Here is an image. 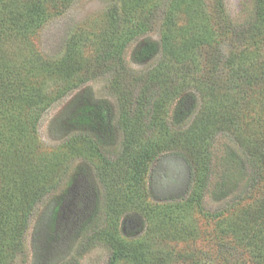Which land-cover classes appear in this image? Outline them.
I'll return each instance as SVG.
<instances>
[{
	"label": "trees",
	"instance_id": "trees-1",
	"mask_svg": "<svg viewBox=\"0 0 264 264\" xmlns=\"http://www.w3.org/2000/svg\"><path fill=\"white\" fill-rule=\"evenodd\" d=\"M146 3L147 0H121L112 4L107 14V30L100 34L101 38L90 56L94 69L107 68L109 61L117 67L111 80L121 92L117 97V128L123 134L120 150L116 154L110 152L103 141L94 135L109 131L112 117L108 107L84 105L78 110L75 120L90 129L93 136L90 141L103 161L102 170L112 166L113 154L117 158L114 164H119L122 169L124 167L120 182L126 183L123 189L127 190V196L136 193L131 191L132 186L138 182L148 162L171 148L181 152L191 167L194 163L198 168L197 202L207 191L212 178L213 189L221 195L233 189L235 191L243 184L237 199L215 215L213 255L217 264H264V0L254 1L257 16L253 22L243 25L246 31L232 21L223 25L224 28L218 26L213 30L208 28L206 20L201 21L202 25L194 23L190 18L191 13H195L193 9H181L184 14H189L187 20L191 26L182 27L180 34H174L171 25L173 15L179 9L173 7L168 10V22L161 35L162 53L175 62L203 69L202 74L195 77L196 87L203 97V106L185 130L171 126L166 118L164 101L162 98L155 99L151 94L157 86L156 93L161 90L160 74L167 67L166 64H160L157 70L152 69L145 80L139 78V83L133 80L128 85L140 87L136 96L131 95L124 81L123 48L129 39L146 31ZM48 15V9L44 8L41 0H0V131L5 127L11 134L10 138L5 137L6 143H1L3 147L6 146H0V264H11L21 253L30 210L49 189L47 181H40L16 160L22 133L34 128L29 114L35 116L47 101L53 99V93L45 89L47 81L61 85L55 88L56 94H59L65 86L91 76L87 75L89 65L81 60L83 56L77 47L69 49L56 61L39 58L32 49L27 57L19 58V52L24 47H32L28 36ZM226 33L232 37L229 36L230 48L224 60L228 73L221 79L217 71L222 52L219 45H211L220 43L218 37ZM177 35H180L179 39L175 38ZM242 38L245 42L238 49L239 45L236 44ZM13 39H19L20 43L14 42L13 45L9 41ZM232 44L236 46L232 48ZM157 49L156 44L150 43L140 48L136 56L145 59ZM11 53H14L13 57ZM195 53L202 55L204 66H197ZM255 106L256 110H253ZM250 111H254L253 114ZM145 126L146 129L156 130L157 138L149 136L143 142V137L147 138L144 136ZM221 132L229 135L232 144H223L224 148L216 154L212 150V142ZM11 136L19 138L15 140ZM245 162L250 171H247ZM116 177H120V174ZM109 179V188L118 186L117 178L111 176ZM131 199L127 200L129 204L133 203ZM136 204L145 219L158 221L160 236H166L168 230L181 219V204L153 206L144 199ZM92 221L93 216L87 224H93ZM178 234L181 236L185 233L180 229ZM112 239L110 264L120 258L143 264L140 259L143 249L140 246H129L113 236ZM190 262L203 264L192 257Z\"/></svg>",
	"mask_w": 264,
	"mask_h": 264
},
{
	"label": "rangeland",
	"instance_id": "rangeland-1",
	"mask_svg": "<svg viewBox=\"0 0 264 264\" xmlns=\"http://www.w3.org/2000/svg\"><path fill=\"white\" fill-rule=\"evenodd\" d=\"M120 1L41 0L49 15L28 36L32 47H24L19 52V58L27 57L32 49L39 58L56 61L69 49L77 47L79 54L83 56L81 60L89 65L87 75L91 76H86L87 79L81 82L75 81L76 84L69 87L65 86L59 94H56L55 88L60 84L47 81L45 89L53 93H50L53 99L35 113V119V116L31 117L29 114L34 128L22 133L16 160L23 168L33 172V176L40 181H47L49 189L30 210L28 226L23 234L22 251L11 264H110L112 236L129 246H140L143 249L140 256L143 264H192L191 257L199 259L203 264H217L213 255L216 240L215 215L237 199L243 184L235 191L233 189L221 195L213 189L212 178L207 191L200 202H197L195 195L198 192V168L194 163L191 167L189 160L181 152L171 148L148 162L146 170L132 186L131 191L136 193L127 196V190L123 189L126 183L120 182L124 167L122 169L119 164H114L117 158L113 154L112 166L102 170L103 161L92 145L90 129L79 125L75 120L78 110L84 105L108 107L112 117L110 129L94 135L103 141L110 152L116 154L120 150L123 134L117 128V97L121 92L114 87L111 80L117 67L109 61L107 68L104 66L94 69V61L90 60L93 49L101 38L100 34L107 30L110 7ZM254 1L147 0L144 7L148 21L146 31L129 39L122 52L126 85H130L133 80H138L139 83V78L145 80L152 69L157 70L160 64H166L167 67L160 74L161 90L156 93L157 86L151 94L155 99L162 98L164 101L166 118L171 126L185 130L203 106V97L196 87L195 77L202 74L203 69L200 66H204L205 60L202 55L195 53V62L200 67L198 70L190 64L170 60L169 56L162 53L161 35L165 30V23L168 22V10L173 7L179 9L173 15L171 30L174 34H180L182 27L190 25L187 20L189 14H184L181 9H193L195 13H191L190 18L194 23L202 25L201 21L206 20L209 23L208 28L213 30L232 21L246 31L243 25L253 22L257 16ZM230 35L226 33L223 37H218L220 43L211 45H219L222 52L217 71L221 79L228 73L224 60L230 48ZM179 36L175 38L179 39ZM183 36L187 37V34ZM9 41L13 45L14 42L20 43L19 39ZM244 42V38L240 39L236 44L239 45L238 49ZM150 43L156 44L158 49L155 53L145 59L137 58L139 49ZM236 45L232 44V48ZM13 54L10 56L13 57ZM262 55L264 56V50ZM132 87L134 86H128L127 89L132 96H136L140 87ZM131 105L134 106V102ZM253 110H256V106ZM253 112L250 111L252 114ZM144 131L147 138L143 137V142L149 136L157 138L156 130L146 129L145 126ZM10 135L3 127L0 131V144L6 143L5 137L10 138ZM18 138L16 136L12 139ZM231 140L229 135L221 132L215 136L212 150L216 154L220 153L224 148L223 144L231 146ZM2 145L0 146L3 147ZM178 170L185 171L183 182H180L182 179L179 178ZM247 171H250L248 165ZM117 174L120 177H116ZM111 176L119 181L117 187L109 188ZM130 198L132 204L127 201ZM142 199L153 206L182 205L181 219L170 229L165 226L169 229L166 236L158 234L161 228L158 221L155 222L153 218L145 219L140 213L136 203ZM92 216L93 224H87ZM180 229L185 236L178 234ZM114 264L136 262L120 258Z\"/></svg>",
	"mask_w": 264,
	"mask_h": 264
},
{
	"label": "flooded vegetation",
	"instance_id": "flooded-vegetation-1",
	"mask_svg": "<svg viewBox=\"0 0 264 264\" xmlns=\"http://www.w3.org/2000/svg\"><path fill=\"white\" fill-rule=\"evenodd\" d=\"M178 171H179V170H178ZM178 174H179V178H180V180L182 179V181H180V182H183L184 179H185V177H186V176H185V171L182 172V171L180 170V171L178 172Z\"/></svg>",
	"mask_w": 264,
	"mask_h": 264
}]
</instances>
